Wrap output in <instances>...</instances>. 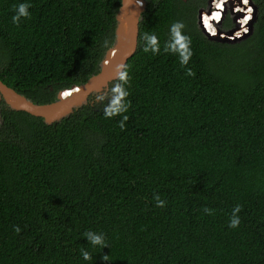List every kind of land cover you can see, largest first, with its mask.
I'll return each mask as SVG.
<instances>
[{
	"label": "trees",
	"instance_id": "trees-1",
	"mask_svg": "<svg viewBox=\"0 0 264 264\" xmlns=\"http://www.w3.org/2000/svg\"><path fill=\"white\" fill-rule=\"evenodd\" d=\"M145 1L106 92L49 117L0 101V264H264V0L236 42L203 34L206 0ZM120 17L121 0H0V78L54 100L99 70Z\"/></svg>",
	"mask_w": 264,
	"mask_h": 264
},
{
	"label": "water",
	"instance_id": "water-1",
	"mask_svg": "<svg viewBox=\"0 0 264 264\" xmlns=\"http://www.w3.org/2000/svg\"><path fill=\"white\" fill-rule=\"evenodd\" d=\"M211 1L212 0L208 1L207 9L199 10L197 20L199 28L208 39L221 42H236L245 38L252 32L253 22L257 15V5L253 0H248V4L252 5L253 11L249 22H246L245 27L247 31L242 30L241 35H237L236 33V30L241 26V21L236 15H243L242 11H238L235 13V17H233V22L235 23L234 27L228 30H222L217 27L216 33L211 34L203 23V10L206 12L212 10V5H210ZM237 1H239V3L242 2V0ZM227 3L230 4V10L233 12L231 6L234 0H229L222 10V18L227 10ZM145 6V0H121V17L116 23L114 42L106 50L100 62L99 70L90 75L84 82L73 84L69 88L59 89L56 93V98L50 102L38 103L18 92L13 87H10L0 78V100H4L6 104L12 105L32 115L49 117L69 113L76 105L86 100L91 94L106 92L109 83L119 79L128 59L137 49L139 23ZM76 89H79V91H76ZM64 91H70L72 94L68 97H63L62 93Z\"/></svg>",
	"mask_w": 264,
	"mask_h": 264
},
{
	"label": "clouds",
	"instance_id": "clouds-1",
	"mask_svg": "<svg viewBox=\"0 0 264 264\" xmlns=\"http://www.w3.org/2000/svg\"><path fill=\"white\" fill-rule=\"evenodd\" d=\"M208 1H209V0H208ZM208 1H207V4H208ZM214 1H215V0H212V1H211V2H212V10H213L214 6L217 5V4L214 3ZM222 2H223V0H221V3L218 4L217 6H218V7H221V6H222ZM242 2H243V1H242ZM239 4H240L239 1L234 0V3H233V10H234V11H233V14L235 15V13H236V11H237L238 8H240V11L243 12V15H236V16H238V18L245 16V13H244V10H243L242 6H241V7H238ZM246 4L248 5V3H246ZM246 4H245V5H246ZM29 7H30L29 4H24V3L19 4L18 6H17V5H14L13 8H14V11L16 12V15H14V16L12 17V21H13V23H18L21 17H27V16L29 15V13H28V8H29ZM205 9H207V7H206ZM227 10H229L228 7H227ZM227 10H226V11H227ZM203 11H204V10H203ZM252 11H253V7L251 8V11L249 10L251 17H252ZM214 18L218 20V19H219V15L216 14V15L214 16ZM207 23H208V21H207V19H205V24L207 25ZM182 27H184V25H183L182 23H180V22H176V23H174V24L172 25V31H173V33L175 34V37H176V39H175V45H178V46H179V49L182 51L183 62H184V63H187V61H188L189 57H191L192 53H191V51L188 50L187 43H186V37L182 36L181 33H180V29H181ZM216 27H218V26H217V23H216ZM206 28H207V27H206ZM207 29H208V28H207ZM208 31H209V30H208ZM209 32H210V31H209ZM210 33H211V32H210ZM215 33H216V32H215ZM215 33L213 32V33H211V34H215ZM188 39H189V38H188ZM189 41H190V39H189ZM151 42H152L153 45H155V44L157 43V41H156L155 38H153ZM188 75H193V73H192L191 71H189V72H188ZM76 91H79V89H76ZM71 94H72V93H71L70 91H64V92L62 93V96H63V97H68V96H70ZM114 103H118V99H117L116 101H114ZM112 111H113V109H109V110H108V115H111ZM127 119H128V117H125V120H127ZM121 128H123V123H121ZM157 206L163 207V206H164V201L158 199V200H157ZM240 211H241V205H237V206L233 209V215H232V217L230 218V221H229V227H231V228H236V227L239 226V224H240V219H239L238 213H239ZM16 231L19 232L20 229L17 227V228H16ZM92 243H93V244H101L102 247H103V244H102L101 240H100L98 237H94V238L92 239ZM84 258H85V259H91V256H90L88 253H85V254H84ZM103 259L106 260V257L103 258Z\"/></svg>",
	"mask_w": 264,
	"mask_h": 264
},
{
	"label": "flooded vegetation",
	"instance_id": "flooded-vegetation-1",
	"mask_svg": "<svg viewBox=\"0 0 264 264\" xmlns=\"http://www.w3.org/2000/svg\"><path fill=\"white\" fill-rule=\"evenodd\" d=\"M208 0H206V2H207ZM229 0H223V2H222V6L221 7H218L217 5L218 4H220L221 3V0H215L214 1V3L215 4H217L216 6H214V8H213V10H210V11H212V12H214V16L216 15V14H218L219 15V19L217 20V19H215L214 18V24H216V23H218L219 21H220V18L222 17V9H223V7L224 6H226V2H228ZM244 4L243 2H240V4ZM210 5H212V2H211V4ZM227 7L229 8V13L231 14V16H230V18L227 16V13L228 12H225V15H224V17L221 19V21H220V23L219 24H217V26L220 28V29H222V30H228V29H230V28H232V27H234L235 26V23L233 22V17H235V15L233 14V12L230 10V4L229 3H227ZM232 7V9H233V5L231 6ZM234 11V10H233ZM204 13H206V11L204 12ZM245 16H246V13H245ZM243 17L242 18V20H241V25H244L245 24V21L247 20L246 19V17ZM228 20V25L226 24L225 25V21H227ZM1 101V100H0Z\"/></svg>",
	"mask_w": 264,
	"mask_h": 264
},
{
	"label": "bare ground",
	"instance_id": "bare-ground-1",
	"mask_svg": "<svg viewBox=\"0 0 264 264\" xmlns=\"http://www.w3.org/2000/svg\"><path fill=\"white\" fill-rule=\"evenodd\" d=\"M244 3V2H243ZM242 4V3H241ZM245 4V3H244ZM238 11H240V8H238L237 9V11L236 12H238ZM246 18H251V15H250V12H249V10H247V13H246V16H245ZM207 18V21H208V23H207V25H208V27H209V31L211 32V33H215V31H217V27H216V24H214V12H212V11H210V12H206V13H203V23H204V25H205V19ZM245 22H249V19H247ZM242 26H246V24H244V25H242ZM206 27V26H205Z\"/></svg>",
	"mask_w": 264,
	"mask_h": 264
},
{
	"label": "built area",
	"instance_id": "built-area-1",
	"mask_svg": "<svg viewBox=\"0 0 264 264\" xmlns=\"http://www.w3.org/2000/svg\"><path fill=\"white\" fill-rule=\"evenodd\" d=\"M243 1V0H242ZM242 6V8H243V10H244V13H247V10H249V9H251L252 8V5H250V4H239V6L238 7H241ZM244 17V16H243ZM243 17H240L239 18V20L241 21L242 20V18ZM242 24V23H241ZM245 24H246V22H245ZM245 29H247L246 27H244V26H240V28H238L237 30H236V33H239V35H241V31L243 30V31H245Z\"/></svg>",
	"mask_w": 264,
	"mask_h": 264
},
{
	"label": "snow or ice",
	"instance_id": "snow-or-ice-1",
	"mask_svg": "<svg viewBox=\"0 0 264 264\" xmlns=\"http://www.w3.org/2000/svg\"><path fill=\"white\" fill-rule=\"evenodd\" d=\"M243 2L246 4V3H248V0H243ZM249 10L251 11V9H249ZM246 19H250V17L246 18ZM245 31H247V29H245ZM237 35H239V33H237Z\"/></svg>",
	"mask_w": 264,
	"mask_h": 264
},
{
	"label": "rangeland",
	"instance_id": "rangeland-1",
	"mask_svg": "<svg viewBox=\"0 0 264 264\" xmlns=\"http://www.w3.org/2000/svg\"><path fill=\"white\" fill-rule=\"evenodd\" d=\"M206 7H208V4L207 3H206ZM226 12H228L227 13V16L230 18L231 14L229 13V11L227 10Z\"/></svg>",
	"mask_w": 264,
	"mask_h": 264
}]
</instances>
